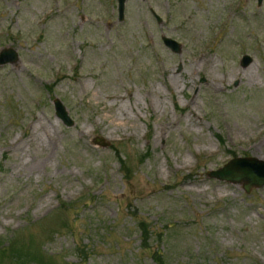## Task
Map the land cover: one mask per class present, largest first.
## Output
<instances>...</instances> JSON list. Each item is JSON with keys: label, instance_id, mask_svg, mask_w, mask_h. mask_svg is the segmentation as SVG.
<instances>
[{"label": "rangeland", "instance_id": "rangeland-1", "mask_svg": "<svg viewBox=\"0 0 264 264\" xmlns=\"http://www.w3.org/2000/svg\"><path fill=\"white\" fill-rule=\"evenodd\" d=\"M6 47L0 239L58 264H264V185L207 176L264 160V0H126L121 21L117 0H0Z\"/></svg>", "mask_w": 264, "mask_h": 264}, {"label": "water", "instance_id": "water-1", "mask_svg": "<svg viewBox=\"0 0 264 264\" xmlns=\"http://www.w3.org/2000/svg\"><path fill=\"white\" fill-rule=\"evenodd\" d=\"M126 0H117V13L118 19L121 21L124 19ZM260 5L262 0H257ZM153 15L158 22H161V18L151 9ZM163 43L173 52L179 53L181 51V44L173 38L162 36ZM18 52L11 48L6 47L0 51V64L14 63L18 60ZM252 62V58L245 54L241 58V65L247 66ZM55 114L61 119L66 126H71L73 121L69 116L62 101L56 97L53 100ZM94 144L102 147L109 145L107 141L101 136L94 138ZM207 176L222 180L230 183L240 184L242 189L249 193L253 188H260L264 185V160L256 157H234L226 162L223 166L209 170Z\"/></svg>", "mask_w": 264, "mask_h": 264}, {"label": "trees", "instance_id": "trees-1", "mask_svg": "<svg viewBox=\"0 0 264 264\" xmlns=\"http://www.w3.org/2000/svg\"><path fill=\"white\" fill-rule=\"evenodd\" d=\"M118 159L121 167L126 170V172H129L130 169L127 166L126 159H123L120 155ZM125 176L128 180V173ZM138 224L143 248L147 249L151 246V229L144 221H139ZM17 237L18 236L14 235L7 240L0 239V264H58V262L53 259V256L49 255L46 258L42 256L46 252L43 251L41 245L39 246V252L34 251L35 249L32 248L21 247L18 244ZM81 252L82 254H79L81 255V261H83L88 257V248L86 247L81 250ZM151 256L157 264H165L163 254L159 249L151 251Z\"/></svg>", "mask_w": 264, "mask_h": 264}]
</instances>
